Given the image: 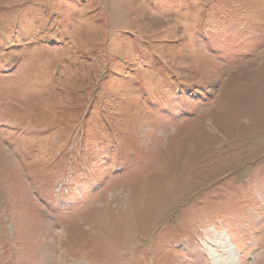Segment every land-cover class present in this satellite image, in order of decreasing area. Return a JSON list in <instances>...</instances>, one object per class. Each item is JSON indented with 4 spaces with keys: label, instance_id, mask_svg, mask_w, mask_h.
Instances as JSON below:
<instances>
[{
    "label": "rangeland",
    "instance_id": "374dc122",
    "mask_svg": "<svg viewBox=\"0 0 264 264\" xmlns=\"http://www.w3.org/2000/svg\"><path fill=\"white\" fill-rule=\"evenodd\" d=\"M0 264H264V0H0Z\"/></svg>",
    "mask_w": 264,
    "mask_h": 264
}]
</instances>
